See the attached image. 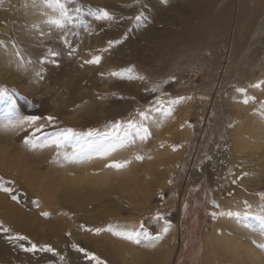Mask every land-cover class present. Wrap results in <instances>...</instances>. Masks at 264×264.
I'll list each match as a JSON object with an SVG mask.
<instances>
[{"label":"rangeland","instance_id":"374dc122","mask_svg":"<svg viewBox=\"0 0 264 264\" xmlns=\"http://www.w3.org/2000/svg\"><path fill=\"white\" fill-rule=\"evenodd\" d=\"M141 1L69 0L70 9L80 8L79 14L72 13L74 22L58 28L51 22L57 13L52 19L48 14H36L32 18L34 33L18 31L23 14L21 0H0V184L12 190H0V224L10 229V236L28 237L19 243L22 249L33 243L38 249L45 245L55 249L50 242L55 238H49L52 232L60 239L57 248L64 249L60 257L51 252L50 258L44 256L46 251L37 250L42 256L36 254L28 264H95L86 257L87 252L95 253L107 264H147L146 259L137 261L130 254L145 248L155 251L171 229L175 231L166 241L172 240L174 249L162 264H205V233H210L211 251L219 247L221 235L227 233V238L235 239L237 233L244 240L240 248L253 243L264 254V232L258 227H249L227 214L223 224H228L226 232L210 226L225 213L227 204L229 212L250 211L264 204V0H218L212 14L220 20L209 41V60L206 64L192 60L189 72L170 81L167 77L172 73L161 71L172 56L171 50L164 45L165 40H159V34L149 39V34L145 36L140 31L142 25L136 14L145 9L149 17L163 24H159L160 30L165 24L180 26L178 11L158 0ZM194 6L195 2L191 3ZM175 7L182 9L181 4ZM98 9L108 10L114 18L96 19L93 13ZM183 9L190 16L189 7ZM109 41L119 43L110 47ZM50 45L54 47L47 48ZM130 45L135 48L133 53H128ZM53 52L59 55L53 56ZM95 56L101 57L99 64L87 63ZM127 69L131 71L111 75ZM139 77L149 81L143 84L144 79ZM241 88L246 91H238ZM246 97L250 98L248 103H244ZM130 101L135 106L123 113L132 104ZM169 108L171 113L165 114ZM141 112H147L149 118L143 120ZM27 116L40 119L32 126L21 124L20 120ZM129 121L142 122L150 133L147 139L135 136L134 143H127L109 156L86 151L89 144L116 131L115 124L122 125L119 134L123 135ZM68 128L80 135L61 148H31L24 143L28 136L42 143ZM1 153L6 154L4 159ZM59 156L65 161H59ZM59 162H63V168ZM114 162H127L125 168L135 171V175L120 179L118 170L125 168L111 167ZM92 166L102 168L96 173L97 168ZM24 168L29 169V176L39 175L31 184L26 174L16 176ZM88 169L96 173L95 181L90 180ZM67 178L84 184V191L87 185L100 187L104 195L109 194L106 199L88 195L86 200L94 199L98 206L110 207L57 212L60 205L69 208L75 201L59 193L70 184L65 182ZM56 181L55 192L48 187ZM46 191L52 197L46 196ZM2 198L9 202L6 209ZM245 201L251 205L250 210ZM114 203L120 212L114 227L145 231L153 238L165 227L169 233L159 241L153 240L155 247L148 248V241L143 239L144 243L137 245L116 237L112 228L97 233L95 230L102 225L88 226L86 218L92 223L107 218L105 227L110 225ZM130 206L133 214L127 211ZM232 224L237 228H229ZM46 233L49 234L45 236ZM103 236L115 239V252L119 254L105 246ZM79 248L86 251L81 253ZM246 256L252 254H246L244 260ZM10 257L7 264H22ZM224 261L232 264L231 260Z\"/></svg>","mask_w":264,"mask_h":264},{"label":"bare ground","instance_id":"6f19581e","mask_svg":"<svg viewBox=\"0 0 264 264\" xmlns=\"http://www.w3.org/2000/svg\"><path fill=\"white\" fill-rule=\"evenodd\" d=\"M37 0H21V6H22V10H23V14L21 16V24L18 27V31L23 32V31H32L34 32V30L32 29V18L33 16H35L37 14V16H46L45 14L49 15V18L52 19L53 15L57 13V11L53 8H47L48 5L44 2V0H39L38 2H36ZM146 0H142L141 3H145ZM150 1V0H149ZM160 2H162L161 4L165 5L166 7H170V9H174V11H178V19L180 21V26L179 27H175L172 28L170 27L169 24H165L163 26V29L161 28L160 30L159 28V24H162L161 22H156V20H154V18L149 17L144 9L139 10V15L138 17H140L139 25H142L140 27V31L146 36V34H149V39H152L153 36L155 34H159L158 37L160 38L159 40H162V42L164 41V45H167V47L171 50L172 54L170 53V55H172L168 61L165 62L164 65V70L161 71V73H172L171 77H167V81H170L169 79H176L178 76H180L181 74H184L188 71V68L190 66V64L194 61H197V63L202 62L204 64L207 63V61L209 60L208 58V49L210 46L209 41L212 39V36H214L215 33V23L220 20V17L214 18V13L213 12V8L215 6V3L218 0H177V2L174 0H167V2H165V0H158ZM155 2V1H154ZM195 2V6L191 7V3ZM147 3V1H146ZM154 4V3H153ZM178 4H181L182 9H178L175 6H177ZM190 5V6H189ZM20 6V5H19ZM148 6V4H147ZM164 6V7H165ZM165 7V9H166ZM184 8H188L189 7V13L190 16H187L188 14L185 12ZM122 10V9H121ZM18 11V10H17ZM166 11V10H165ZM158 12V11H157ZM215 12V11H214ZM156 13V12H155ZM154 13V15H156ZM159 13V12H158ZM39 14V15H38ZM58 14V13H57ZM149 14V13H148ZM24 17V18H23ZM55 17V16H54ZM159 17V16H158ZM48 19V18H47ZM54 19V18H53ZM181 19V20H180ZM187 19H190L189 22L187 21ZM158 20V18H157ZM160 21V20H159ZM172 21V20H171ZM165 22V20H164ZM163 22V23H164ZM170 22V21H169ZM177 24V25H179ZM137 25V23H136ZM135 25V26H136ZM163 25V24H162ZM138 28V27H136ZM133 29V28H132ZM156 30H159V33L156 32ZM139 31V30H138ZM35 33V32H34ZM31 34V33H30ZM125 34V33H124ZM142 35V36H144ZM61 37V36H60ZM123 37V35H122ZM126 37V36H125ZM157 37V38H158ZM148 38V37H146ZM125 40V39H124ZM129 43V42H128ZM53 48L54 46L50 45L47 48ZM43 49V48H42ZM135 48H132V45H130L128 47V53H133ZM163 49V48H161ZM158 55V54H157ZM161 55V53H160ZM163 55V54H162ZM158 57V56H157ZM162 59V58H161ZM159 60V59H157ZM194 60V61H192ZM52 63V62H51ZM160 63V61L158 62ZM55 64V63H54ZM200 65V64H198ZM155 70V69H154ZM160 69H158L159 71ZM157 71V70H155ZM159 73V72H158ZM148 74V73H147ZM156 74V73H155ZM154 74V75H155ZM150 75V74H149ZM152 75V74H151ZM150 75V76H151ZM150 76L148 77L150 79ZM160 76V75H158ZM157 76V77H158ZM163 76V75H162ZM161 77V76H160ZM164 78V76H163ZM144 79V78H143ZM152 79V77H151ZM155 79V78H154ZM165 79V78H164ZM149 81L148 79H144L142 80L141 83L146 84V82ZM142 86V85H140ZM75 101V100H74ZM131 102V101H130ZM132 103V102H131ZM222 103V102H221ZM128 106V105H127ZM135 106L134 103L129 104V107L127 108V110H123V113H128L130 111V109ZM245 107H243L244 109ZM120 109V108H119ZM247 109V108H245ZM122 110V109H121ZM240 112V111H239ZM238 112V113H239ZM237 113V114H238ZM244 113V112H243ZM244 115V114H243ZM242 115V117H243ZM116 116V115H115ZM241 117V116H240ZM239 118V117H238ZM255 120H259V119H255ZM167 129V128H166ZM263 129V128H262ZM261 130V129H260ZM257 131V130H256ZM260 134L262 135V132H260ZM259 135V134H258ZM23 146V145H22ZM67 147V146H66ZM3 151V149H2ZM63 151V150H62ZM86 151H89L86 149ZM90 152V151H89ZM83 153H85L83 151ZM87 153V152H86ZM2 158L4 159L6 154L5 153H1ZM90 155V154H88ZM58 156V155H57ZM77 157V156H76ZM63 158V159H62ZM59 156L57 159L59 161H65L64 157ZM20 159V158H19ZM8 160V159H7ZM98 160V159H97ZM22 161V160H21ZM103 161V160H102ZM101 158H100V162ZM8 162V161H7ZM63 162H59L63 168L62 163ZM99 162V161H97ZM99 162V164H100ZM104 162V161H103ZM102 162V163H103ZM130 162V161H129ZM147 162V161H146ZM96 163V162H95ZM4 164V163H3ZM212 164V163H211ZM106 166V165H105ZM104 166V167H105ZM67 167V166H66ZM76 167V166H75ZM97 168L96 170H94L95 172L100 170L102 167H97V166H92ZM103 167V169H105ZM130 167V166H129ZM133 167V166H131ZM135 167V166H134ZM88 168V166H87ZM125 168V167H124ZM137 168V167H136ZM153 168V167H152ZM91 169V168H89ZM88 169V170H89ZM134 169V168H133ZM153 170V169H152ZM91 172V174L87 173L89 175V177H92V179L90 180H94L95 179L93 177H95L94 175L97 173H92L91 170H89ZM105 171V170H104ZM118 176L121 177L120 179H123L124 177L127 176H134L135 171H129V169L125 168V171L122 169L118 170ZM127 171V172H126ZM144 171V170H143ZM29 169L28 168H24L23 170H21L20 172L17 171L16 176L17 177H23L24 174L28 173ZM81 172V171H80ZM115 172V171H114ZM15 173V172H14ZM13 173V174H14ZM83 173V171H82ZM80 174V173H79ZM64 175V174H63ZM26 180L29 181L31 184L32 181L37 177L38 178V174H35L33 177L28 174H26ZM134 178V177H133ZM127 180V178H126ZM137 180V179H136ZM66 183L70 182V184H67V186L64 189L59 190V193L64 194V196L69 199V198H73L75 199L74 203L71 204V207L67 208V207H63L62 205H60L61 207H59V209L57 208L56 211L61 212L62 210H66L68 211V213L72 212V209L81 207V209H84L85 207H88L89 209H93L96 207H101V208H109L110 205L108 204H103L98 206L97 202L94 199H90V201H87L86 198L89 195L90 197H94L95 195L98 198H105L108 197V195H104V191L100 188V187H96V186H88L86 187L85 191L84 189V184H78V181L76 179H70L67 178L65 180ZM81 183V182H80ZM40 183H38L39 186ZM43 185V184H42ZM77 186H82L81 188L77 187ZM56 187H57V181L55 183H53L52 185H50L48 188H54L55 192H56ZM42 190H49L45 187L42 188ZM42 193V192H41ZM46 196H51L49 194V192L46 191L45 193ZM114 195H118V194H114ZM114 195H112L113 198ZM69 197V198H68ZM120 198V197H119ZM118 198V199H119ZM241 198V197H240ZM106 199V198H105ZM115 199V198H114ZM117 199V198H116ZM117 199V200H118ZM3 200V198H2ZM253 201V199H252ZM4 204V209L7 208V206L9 205V202L6 203V201L3 200ZM244 202V201H243ZM263 203V202H262ZM116 203H114L115 205ZM229 205H231L229 203ZM232 206V205H231ZM261 206V205H258ZM258 206H254L252 208V210H250L251 212H257L260 211L261 208H258ZM264 206V204H263ZM115 208H112L111 212H115L113 213L114 215L112 217H110L109 219H111V223L110 225L108 224L106 227L105 225L107 224V218H98V220H95V223L90 222V219L86 218V222L88 224V226H92L94 224H97L98 226L102 225V227H98L99 229H103V228H112L111 231L114 229L115 232L118 231H122L119 227H114L113 225H115L116 220L115 218H119L118 216L120 212H118V207L116 209V205L114 206ZM129 207V206H128ZM131 207V206H130ZM141 207V206H140ZM124 209L127 208V206L123 207ZM247 208V207H246ZM61 209V210H60ZM136 209V208H135ZM75 210V209H74ZM73 210V211H74ZM115 210V211H114ZM3 210V214H4ZM128 212H131L133 214V208L131 207L129 210H127ZM78 212V210H77ZM229 212V206L227 204V208L225 210V213L221 216L218 217L217 219L211 221V225L212 226V230H218L221 229L223 232H226V226L228 224H225V217L227 216L226 213ZM8 215H10V213L6 212ZM80 213V210H79ZM74 215V214H73ZM24 218V217H23ZM94 218V217H93ZM162 218V217H161ZM227 218V217H226ZM122 219V218H121ZM230 219V218H229ZM119 220V219H118ZM109 221V220H108ZM120 221V220H119ZM23 222V221H22ZM228 223V222H226ZM113 226V227H112ZM118 226V225H117ZM241 226V225H240ZM1 227V224H0ZM3 227V226H2ZM225 227V228H224ZM244 227V226H243ZM162 228V227H161ZM229 228L232 229H236L237 226H235L234 224L229 225ZM241 228V227H240ZM164 229V228H162ZM211 230V231H212ZM245 230V228H244ZM159 231V230H158ZM175 230L171 229L168 235V238L165 237V239H163L158 245H156V250L154 251L155 248L151 249L149 248L150 251L149 252L147 250V248H145L144 250L140 251H132V254H130L132 256V259H135L137 261H141V260H147L148 263L147 264H162L166 261H168L169 257L171 256L173 249H174V243L172 240L170 241H166L167 239H169L171 237V235L173 234ZM229 231H231V229H229ZM234 231V230H232ZM239 231V230H238ZM59 232V231H58ZM76 232V231H75ZM163 232V231H162ZM45 233V231H44ZM241 233V232H240ZM13 234V233H11ZM49 233H46L45 236H47ZM250 234V233H249ZM14 235V234H13ZM114 235V234H113ZM238 234L235 233V239H230L227 238V236H229V234L224 233V235L220 236L219 239V247H217L216 249H214L213 251H211V238H210V233H205L203 235V245H204V262L205 264H227V262H223V260H231L232 264H264V254H262V250H258L256 248V246L252 243L247 245L244 248H240L241 244L244 243V240H242L240 237L237 236ZM10 236V234L7 232H3L0 231V264H7V258L8 256L13 257V259L18 260L19 262H21L22 264H28V262H32V260L34 261L36 254H38L40 257L42 256V254L38 251L33 252V253H27L25 249H22L21 247H19V243L21 242V240H9L8 237ZM112 237V236H111ZM119 237V236H116ZM164 237V236H163ZM49 238H55V240H51L50 242H52L55 246V253H57V255L60 257V255H62V248H57L60 245V239L55 237L54 232L51 233V235L49 236ZM120 238V237H119ZM118 238V239H119ZM173 238V236H172ZM103 239L105 240L104 242L106 243L105 246H111L112 248H114V252L116 250V243H115V239H110L109 236H103ZM171 239V238H170ZM33 240V238H32ZM143 241V240H142ZM101 242V241H100ZM127 242V241H126ZM77 243V242H76ZM103 243V242H101ZM104 243V244H105ZM132 243V242H131ZM144 243V242H142ZM147 243H145L146 245ZM120 247V246H119ZM141 247V246H140ZM144 248V247H143ZM73 249V248H72ZM118 249V247H117ZM106 250V249H105ZM121 250V249H120ZM74 251V250H73ZM125 251V250H124ZM262 251V252H261ZM14 252H16L17 254H15ZM171 252V254H170ZM80 253V252H79ZM82 253V252H81ZM113 253V252H112ZM115 253H118L115 252ZM252 254L251 257H247L244 260L243 258H245L244 256L246 254ZM44 256H46L47 258L52 257L51 255H53V253L51 254V252H44L43 253ZM71 254V252H70ZM74 254V252H73ZM72 254V255H73ZM84 254V253H83ZM108 254V253H107ZM119 254V253H118ZM7 256L4 257V256ZM77 256H79L78 254H76ZM113 255V254H112ZM116 255V254H115ZM117 256V255H116ZM119 256V255H118ZM10 257V258H11ZM130 257V256H129ZM126 258V257H125ZM9 259V258H8ZM111 259V258H110ZM127 259V258H126ZM125 259V260H126ZM108 260V259H106ZM115 260V259H114ZM123 260V259H121ZM129 260V259H127ZM220 260L223 262H220ZM86 261V260H85ZM112 261V260H111ZM118 261V260H115ZM134 261V260H133ZM48 262V261H47ZM119 262V261H118ZM124 262V260H123ZM218 262V263H217ZM43 263V262H42ZM54 263V262H51ZM79 263H83L79 262ZM86 263L88 264V262L86 261ZM131 263V262H130ZM56 264V263H55Z\"/></svg>","mask_w":264,"mask_h":264},{"label":"snow or ice","instance_id":"6c2138e0","mask_svg":"<svg viewBox=\"0 0 264 264\" xmlns=\"http://www.w3.org/2000/svg\"><path fill=\"white\" fill-rule=\"evenodd\" d=\"M44 2L51 8H54L58 15L56 16L55 19H53L51 22L55 24L58 28H65L68 24L74 22L75 16L72 15L73 12L76 14H79L80 8L76 7L73 9H70L68 7L69 0H44ZM167 2V0H165ZM98 20H104V21H111L114 16L111 12H109L106 9H98L95 13H93ZM137 20L140 19V17H136ZM114 43H119V41H109V46L111 47ZM53 56L59 55L56 52L52 53ZM101 61L100 56H95L93 57L92 60L87 61V63H93V64H99ZM125 71L130 72L131 69L127 70H122L119 72H112L111 75L113 76H121L124 74ZM129 78H134L132 76H129ZM140 79H143V77H139ZM258 86V85H257ZM240 92H245L246 90L241 88L238 89ZM248 97L244 99V103L249 102ZM172 103H175V101H172ZM156 111H160V109H155ZM171 109H166L165 114H170ZM141 117L143 120H147L149 118L147 112H141L140 113ZM39 117L36 116H27L23 117L20 120V123H27L29 126H32L35 124L37 120H39ZM49 120L54 119L53 117H48ZM8 126V125H5ZM13 127H15V124H12ZM113 128L116 130L111 133H106L103 135V137L95 144H89L88 145V150L95 152L99 155L103 156H109L113 152H115L118 148H123L125 145L129 142L134 143V137L139 136L140 139H147V137L150 135L148 129L143 126V123L141 122L140 124L134 123L129 121L128 122V127L127 129L123 130V135L119 134V131L122 128V125L120 124H115L113 125ZM36 131H39L37 128ZM79 133H76L74 129L68 128V129H63L58 133H55L51 137H47L44 142L38 143V138H34L33 136H28L25 137L24 143L29 145L31 148H37V147H48L50 145H55L57 148H61L67 144H71L74 142L75 138L79 136ZM91 135V133H89ZM84 149L82 148V151ZM139 159H143V157H138ZM127 162H114L111 167L115 168H123L125 167V164ZM0 190H3L5 192H11L12 190L9 188L4 187L2 184H0ZM261 195H264L262 193ZM13 199H16L15 196H13ZM245 204L247 205V202L245 201ZM248 208H251V205H247ZM222 215L224 213H221ZM230 217H235L241 222L247 224L249 227H258L261 232H264V206L261 207L259 212H251V211H245V212H228L226 213ZM44 215H47L45 213ZM167 223V222H166ZM141 228H143V225H141ZM0 231H3L5 233L9 232L10 229L0 227ZM97 233L102 231V229H96L95 230ZM168 227H165L163 229V232L156 236V237H151L147 232L145 231H140V230H132V231H118L115 233V235L120 236L128 241H131L137 245L142 243V239L144 241H148L146 246L148 247H155V243L152 241H159L160 239L163 238V235L167 233ZM9 240H27L28 237L26 236H21L19 234H16L15 236H9ZM23 247V245H21ZM73 247H79L77 245H73ZM28 252H36L37 250L39 251H46V252H55V249L51 247V245H45L43 247H40L38 249V246L36 244H32L31 247H28L25 249ZM79 251L85 252L86 250L83 248H79ZM86 257L92 261L95 262V264H107L106 261L102 260L100 257H98L95 253L87 252Z\"/></svg>","mask_w":264,"mask_h":264}]
</instances>
